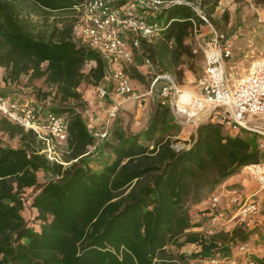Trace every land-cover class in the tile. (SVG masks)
Returning a JSON list of instances; mask_svg holds the SVG:
<instances>
[{"label":"trees","instance_id":"16d2710c","mask_svg":"<svg viewBox=\"0 0 264 264\" xmlns=\"http://www.w3.org/2000/svg\"><path fill=\"white\" fill-rule=\"evenodd\" d=\"M82 1L0 0L4 81L21 83L28 76L30 95L38 102L54 94L50 109L67 115L70 134L66 165L41 154L45 146L33 131L5 118L0 122L1 130L20 140L17 147L0 146V264H189L218 253L231 255L249 241L251 231L243 224L211 236L192 231L202 223L191 217L189 204L264 159L256 136H232L222 125L206 121L189 147L177 149L181 121L158 95L143 130L123 128L115 118L110 136L96 138L82 116L78 88L83 81L99 85L109 74L107 60L73 40L72 23L33 30L24 13L29 3L45 14H71ZM210 1L216 5L220 0L201 4ZM164 15L170 25L155 38L160 41L142 40L141 50L166 68L168 58L178 64L189 53L186 39L194 21L198 27L203 22L186 4L163 9L157 18ZM91 61L95 66L86 71ZM36 80L51 88L44 98ZM96 143L97 149L88 153ZM39 170L50 172L46 181H38ZM27 188H32L30 204L23 197ZM28 208L34 211L31 219L23 213ZM190 244L198 250L182 251Z\"/></svg>","mask_w":264,"mask_h":264},{"label":"built area","instance_id":"2783aa9c","mask_svg":"<svg viewBox=\"0 0 264 264\" xmlns=\"http://www.w3.org/2000/svg\"><path fill=\"white\" fill-rule=\"evenodd\" d=\"M115 1L83 0L74 6L78 20L73 40L98 52L107 60V77L113 83L111 91L102 84L97 86L98 96L111 97L112 102L105 127L94 132L96 138L102 140L110 136L109 120L119 114L122 98L134 93L131 77L125 66L134 62L136 54H140L143 56L144 66L152 73V89L160 86V100L172 107L181 122L185 118L187 122L198 121L196 124L199 126L202 121L199 117L208 113L211 121L230 131L239 133L240 130H245L264 139V56L253 60L247 72L231 84L227 76L226 61L233 55L232 45L210 19L200 0H128L119 6ZM181 4L191 6L203 22L198 27L194 21L193 32L205 54L204 72L197 80L199 89L197 92H188L186 99H183L185 91L176 77L159 70L150 56L141 50L142 40H154L170 25V22L161 24L156 20L148 21L146 15ZM137 10L143 15L137 14ZM87 64H90V68L95 66L94 61ZM53 95L36 102L13 98L0 88V113L11 123L26 131H33L43 142V152L49 160L64 163L58 158L55 148L57 145L68 144L69 119L66 114L59 115L50 109ZM260 147H264V141L260 143ZM96 149L97 143L90 147L88 153ZM242 171L247 172L259 188L248 194L238 186L220 185L219 190L216 192L217 188L210 195L207 211L210 213L212 228L207 230V235L215 233V224L223 227L239 223L250 225L252 216L260 211V202L255 200V196L264 192V159L246 165ZM222 197L233 206L226 217L217 205ZM237 248L246 252L250 250L248 242L240 243ZM202 260L206 264H257L253 258L243 262L238 257L219 253Z\"/></svg>","mask_w":264,"mask_h":264},{"label":"crops","instance_id":"0c3cea01","mask_svg":"<svg viewBox=\"0 0 264 264\" xmlns=\"http://www.w3.org/2000/svg\"><path fill=\"white\" fill-rule=\"evenodd\" d=\"M233 0H220V6L219 8L228 9L231 10L234 7L237 8V5L235 2H232ZM257 12L260 13V16L262 19H264V10L256 8ZM225 11V10H224ZM212 20V19H211ZM213 21V20H212ZM210 37V36H208ZM198 39V38H197ZM227 39L229 43L232 45V52L233 55L230 59L226 61V70H227V76L231 82V84L235 83L242 75H244L248 68L251 65L252 57L258 55V53H261L264 51V48H258V45L252 46V28H238L235 30H232L227 34ZM128 65V64H127ZM205 66V62H204ZM140 71L143 73L144 64H140L137 66ZM148 68V67H147ZM143 69V70H142ZM149 69V68H148ZM150 71V69H149ZM4 75H5V68L0 66V88L3 92L10 95L13 98H18L21 100H30V101H36L35 97H32L30 95V92L32 90L31 86H20V83H6L4 81ZM192 75H190L189 71H185V83L180 84L181 88L185 91L186 89H189L190 91L197 92L198 86L197 83L192 82ZM23 79H28L27 76H23ZM25 80V81H26ZM235 81V82H234ZM23 82V80H22ZM132 85L134 87V95L126 98H122L121 100V106L120 111L117 117L111 118L108 123L109 129H111V125L113 120L116 121L114 123H119L117 125H121L123 128H128L133 132H139L143 130L151 117L152 114V106L156 99V94L153 92V89L145 91L141 90L139 93H135V84L134 81L131 78ZM100 84L106 86L108 90L113 89V83L110 80L109 77H106ZM158 85V90H159ZM20 88H23V90H20ZM51 88H49L50 91ZM78 90L82 93L83 99V109H82V116L86 120V123L90 130L93 132H96L98 130H102L105 127L106 120H108V109L109 104L112 102L111 97L106 98H100L99 96L94 94V90L86 87L79 86ZM30 91V92H29ZM11 93L17 94L12 95ZM151 94V95H150ZM42 101V98L39 99V102ZM128 116V117H127ZM208 118V113H203L199 119L205 120ZM4 119L3 115L0 113V122ZM198 122V121H197ZM196 122V123H197ZM195 122H187L181 129L179 133V137H182L184 139H187L189 135L194 134L196 131V128L198 125ZM230 135L236 136L239 133L230 131ZM10 136L7 132L0 129V146H12L17 147L20 144H10L9 141ZM67 163V162H66ZM42 173V174H41ZM44 170L42 172L38 171V181L44 182L46 180H43L41 178H44L45 175H47V179L50 176V172L45 174ZM49 174V176H48ZM231 186H238L240 187L244 192L251 194L252 193V178L251 176L245 172L241 171L238 174H235L234 176L230 177L225 183L222 184L221 187H231ZM27 190H30L32 192V188H27ZM219 190V188L216 190V192ZM31 192L28 196V204L32 202L31 198ZM210 204V196L203 197L200 201L195 202L192 204L191 208L189 209L191 217L194 220H199L202 225L199 227H194L191 230L192 231H199L202 232L204 230V223L203 220L208 221V225H211L209 221L210 213H208L207 209ZM218 209L220 211H223L224 217L228 216V214L233 210V206H231L226 198L222 197L220 201L218 202ZM29 214H33L34 211L28 210ZM201 212V213H200ZM24 215L26 216L27 209L24 210ZM203 215V216H201ZM204 217V218H203ZM233 224L225 225L224 227L220 225V227L225 228L226 230H229L231 227H233ZM210 227V226H208ZM249 251H241L238 248L233 250L230 256L238 257L243 262H246L248 258H253L257 261V264H264V261L260 263L259 261H262L264 257V253L257 254L256 252H252V238L249 239ZM198 246L196 244H190L186 245L182 248V251H189L193 252L198 250ZM191 264H206L205 261L195 259L191 262Z\"/></svg>","mask_w":264,"mask_h":264},{"label":"rangeland","instance_id":"374dc122","mask_svg":"<svg viewBox=\"0 0 264 264\" xmlns=\"http://www.w3.org/2000/svg\"><path fill=\"white\" fill-rule=\"evenodd\" d=\"M201 1V0H200ZM232 2H235L237 5V8L234 7L231 10L224 9L223 6L222 8L218 9V6H220V3L214 5L213 1H210L204 6V10L207 12L209 15L210 19L213 20V23L218 27V29L225 35L227 38V34L231 32L232 30L238 29V28H252V46L258 45V48L263 49L264 48V19L260 16V13L257 12L256 8L258 9H263L264 10V0L259 1V0H233ZM24 13L28 17V20L30 21V24L32 25V28L36 30H44L47 27H51L55 23H57L60 27L63 26L65 22L67 23H72L73 24V30L74 27L77 24V12H72L71 14L69 13H61V12H54L51 14H45L44 12H41L37 8L29 5V3H26L24 6ZM30 13V15H29ZM137 14L143 15L141 11H136ZM157 12L151 13L149 15H146V18L148 21H158L161 24H164L167 22V15H164L161 18H157ZM48 30H51V28H48ZM153 41V40H152ZM160 40L155 39L153 42L158 43ZM151 42V41H149ZM186 44L190 46V51L188 54L182 55L181 59L179 60L178 64H170L171 57L166 60L167 67L165 68L164 65H162L158 59L154 60V63L158 66V69L164 72H168L172 74L173 76L176 77L177 81L180 84L185 83V71H189L190 75H192V82L197 83V80L199 77L203 74L204 72V62H205V54L203 52V49L201 48L199 44V40L197 39V35L192 31L189 37L186 39ZM149 54V53H148ZM264 56V51L261 53H258V55L252 57V60H255L257 58H260ZM143 63V58L140 56V54H136V58L134 62L128 64L125 66L126 72L131 76L132 80L134 81V86H135V93H139L141 90H151L152 89V73L149 71V69L146 67L144 68L143 73L140 71V69L137 67L138 65ZM90 69V64H87L85 67L86 71H89ZM135 70H137V74H142L141 76L136 75ZM143 70V69H142ZM132 74L136 75V77H132ZM28 78V76H27ZM23 82H21L19 85L20 86H28L29 80L23 79ZM26 80V81H25ZM35 86L40 88L41 95L44 98L45 95L47 94L46 92H49V88L45 86V83L43 80H36L35 81ZM82 87L90 88L94 90V94L98 96L97 92V86L98 85H93L87 81H83L81 84ZM20 90H23V88H20ZM185 91H190L189 89H186ZM30 92V91H29ZM153 92L157 93L156 98L159 95L158 88H153ZM46 93V94H45ZM134 95L131 94L130 96ZM151 95V94H150ZM130 96H125L124 98H128ZM33 97V96H32ZM82 103V102H81ZM110 106V104H109ZM108 106V107H109ZM128 117V116H127ZM206 121H211L210 118H207L205 120H202L199 125L203 122ZM213 122V121H212ZM187 123L185 118H182V127ZM198 128V127H197ZM196 128V130H197ZM225 132L228 134L230 133V130L226 127H223ZM180 133V132H179ZM178 135L175 137L174 141V146L177 149L181 148H187L189 147L192 142H193V135H189L187 139H184L182 137H179ZM243 137H249V136H256L257 139V144L259 146V149L261 151V154L264 157V147H260V143L264 141L263 138H259L258 135L252 132H248L245 130H240L239 134ZM9 141L11 142L10 144L15 145L20 144L19 136L15 137H10ZM56 153L58 158L66 163L64 161V158L67 154V146L66 145H57L56 148ZM41 154H45L43 151H41ZM51 161V160H50ZM55 162V161H52ZM91 164L95 167L98 168L100 167V162L98 161H92ZM42 172V170H39ZM242 171V170H241ZM240 171V172H241ZM45 174H47V171ZM42 174V173H41ZM47 175L44 176V178H41L43 180H47ZM49 176V174H48ZM233 187V186H231ZM259 188L258 184L252 179V192H255ZM30 190H25L23 193L24 198H28L30 194ZM212 194V193H211ZM211 194H208L206 196H210ZM204 196V197H206ZM255 200H258L260 202V211L252 216V221L250 222V225L247 223H242L247 227L248 230L251 231L250 234V239L252 238V252H256L257 254L264 253V192L261 191L255 196ZM195 202H191L189 204V209L191 208L192 204ZM29 208L27 209L26 217L28 219H31L30 216L33 214H29ZM201 213V212H200ZM203 216V215H201ZM204 218V217H203ZM209 217V221H210ZM36 223V222H34ZM203 225H204V230L202 232L206 233L208 229L212 228V225H208L207 220H203ZM239 224H234L233 227H231L229 230H233L237 225ZM247 224V225H246ZM210 226V227H208ZM217 226V227H216ZM213 228L215 229V233L218 232V230H226L225 228H221L219 224L213 225ZM214 233V234H215ZM207 234V233H206ZM211 236V235H209ZM250 243V242H248ZM173 248V247H170ZM187 254H190L189 251H185ZM195 260L192 259L190 260L189 264ZM264 261V257L262 261H259L262 263ZM182 264V263H181Z\"/></svg>","mask_w":264,"mask_h":264},{"label":"bare ground","instance_id":"6f19581e","mask_svg":"<svg viewBox=\"0 0 264 264\" xmlns=\"http://www.w3.org/2000/svg\"><path fill=\"white\" fill-rule=\"evenodd\" d=\"M235 82V81H234ZM189 92H191V91H189ZM188 91H185V94L183 95V99H186L187 98V96H188Z\"/></svg>","mask_w":264,"mask_h":264}]
</instances>
